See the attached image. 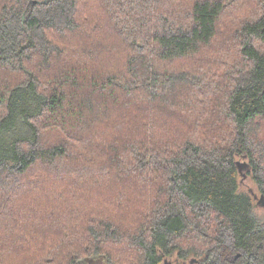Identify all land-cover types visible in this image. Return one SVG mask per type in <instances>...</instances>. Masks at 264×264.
I'll use <instances>...</instances> for the list:
<instances>
[{
  "label": "trees",
  "instance_id": "obj_1",
  "mask_svg": "<svg viewBox=\"0 0 264 264\" xmlns=\"http://www.w3.org/2000/svg\"><path fill=\"white\" fill-rule=\"evenodd\" d=\"M239 159L264 0H0V264H264Z\"/></svg>",
  "mask_w": 264,
  "mask_h": 264
},
{
  "label": "rangeland",
  "instance_id": "obj_2",
  "mask_svg": "<svg viewBox=\"0 0 264 264\" xmlns=\"http://www.w3.org/2000/svg\"><path fill=\"white\" fill-rule=\"evenodd\" d=\"M238 161L244 163L242 159H239ZM247 170H248V167L242 169L241 175L242 174L244 175L241 176L240 181H239L240 188L242 190H245L247 193H250L253 199L255 198V200H253L254 201V214L256 218L260 222L263 223L264 222V203H261V202L259 203L260 193L252 177L246 174ZM86 264H102V262L97 261V262H91V263H86Z\"/></svg>",
  "mask_w": 264,
  "mask_h": 264
},
{
  "label": "water",
  "instance_id": "obj_3",
  "mask_svg": "<svg viewBox=\"0 0 264 264\" xmlns=\"http://www.w3.org/2000/svg\"><path fill=\"white\" fill-rule=\"evenodd\" d=\"M237 166H239L240 168V172H242V169L243 168H246L247 167V163H241V162H238L237 163ZM244 175V174H243ZM189 264H199V262L196 260V259H192Z\"/></svg>",
  "mask_w": 264,
  "mask_h": 264
},
{
  "label": "flooded vegetation",
  "instance_id": "obj_4",
  "mask_svg": "<svg viewBox=\"0 0 264 264\" xmlns=\"http://www.w3.org/2000/svg\"><path fill=\"white\" fill-rule=\"evenodd\" d=\"M261 202V200H259V203Z\"/></svg>",
  "mask_w": 264,
  "mask_h": 264
}]
</instances>
